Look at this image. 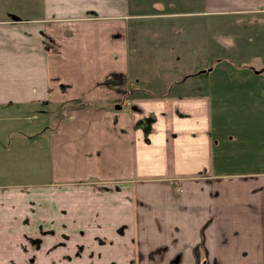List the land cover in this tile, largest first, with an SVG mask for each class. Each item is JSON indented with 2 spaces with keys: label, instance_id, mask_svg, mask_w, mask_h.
<instances>
[{
  "label": "crops",
  "instance_id": "obj_1",
  "mask_svg": "<svg viewBox=\"0 0 264 264\" xmlns=\"http://www.w3.org/2000/svg\"><path fill=\"white\" fill-rule=\"evenodd\" d=\"M148 1L0 0V264H264L263 32L139 29L264 0Z\"/></svg>",
  "mask_w": 264,
  "mask_h": 264
},
{
  "label": "rangeland",
  "instance_id": "obj_2",
  "mask_svg": "<svg viewBox=\"0 0 264 264\" xmlns=\"http://www.w3.org/2000/svg\"><path fill=\"white\" fill-rule=\"evenodd\" d=\"M12 1V0H10ZM21 1V0H19ZM25 4H28L29 2H32V0H23ZM36 1V0H35ZM148 1V0H147ZM159 1H163V4H152V6L150 5V1L147 2L146 5H144V9L148 8L152 11H156L158 9L163 8H171V7H175V8H182L181 6L186 2V4L188 3V0H180L179 3V7H177L176 4V0H159ZM183 2V4H182ZM10 4V2H9ZM189 5V3H188ZM264 15V14H262ZM146 16H152V15H146ZM144 16V17H146ZM210 16V17H209ZM209 18H205L203 16H200L199 14L197 15H189L187 13H184L183 15H171V16H166L164 19L160 16H152V18H150L149 20H146L143 24L139 25V29L142 33H147V32H151V33H159V32H164V33H172V32H176V33H185V39H186V45L183 49V51H185L182 55L184 56V60L182 61V64H180V67H177L175 69L176 72H178V74H180L181 72H186V70H195L197 67V63L200 62H205L206 60L211 59V56L213 53L216 54H223V53H227V50L229 51V49L227 48L226 45H224V43H220L219 41L215 40V36L218 37V39L223 42V41H227V42H231L230 38L228 39L227 36H229V34L231 35L232 33L235 32H239V33H248V32H252V35H256L255 33H261L264 34V17L263 19L258 18L253 20V21H249V19L246 17L245 18H241L239 15H232V14H227V13H222V14H213V15H209ZM262 17V16H261ZM197 32H201L202 33H210L213 32L215 34V36H212L209 38L208 42H206L205 44H202L201 42L199 43V47H195L192 48V45L189 41H187L188 36H192L191 33H197ZM217 33V35H216ZM261 34V37L258 39L259 42H261L262 40H264V36ZM200 35V36H201ZM226 36V37H225ZM216 37V38H217ZM202 38V37H201ZM192 40V39H191ZM256 42V39H255ZM261 43L264 42L262 41ZM260 43V44H261ZM230 52V51H229ZM223 56V55H222ZM242 57V56H240ZM242 59L244 60L245 57L243 56ZM181 60V58H180ZM236 60H240L236 59ZM248 62H254L255 64H258V61L255 60L253 57H248L246 59ZM180 62V61H179ZM231 65V63L229 61H227L226 59H222L218 61V63L216 64V67H213L211 72L207 74V76L209 75L210 77H212V75H216L217 78H221L222 80H224L226 78L224 73L225 72V68H222V65L227 64ZM233 68V66H231V69ZM184 70V71H183ZM235 71V69H234ZM230 72V70H229ZM262 72V71H261ZM198 73V72H197ZM215 73V74H214ZM194 74L190 75H184L186 76V81L191 79L193 77ZM201 75H206L203 74L202 72H199L196 76H194L195 79H199L198 77ZM252 104V103H251ZM29 153V155L31 154V149L29 148H25L23 154H27ZM22 154V155H23ZM24 159V158H22Z\"/></svg>",
  "mask_w": 264,
  "mask_h": 264
}]
</instances>
